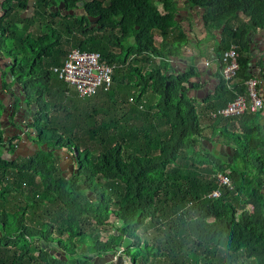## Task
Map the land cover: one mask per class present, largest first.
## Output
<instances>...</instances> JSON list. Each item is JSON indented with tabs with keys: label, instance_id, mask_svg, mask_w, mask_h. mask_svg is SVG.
<instances>
[{
	"label": "trees",
	"instance_id": "trees-1",
	"mask_svg": "<svg viewBox=\"0 0 264 264\" xmlns=\"http://www.w3.org/2000/svg\"><path fill=\"white\" fill-rule=\"evenodd\" d=\"M178 1L33 0L31 18L20 16L27 0L4 1L0 36L13 41L17 82L37 109L35 134L26 135L29 157L5 160L25 139L8 138L0 124V264H94L120 248L129 264H264L258 112L201 124L205 111L216 113L245 93L249 60L238 57L233 89L220 74L214 101L191 100L185 84L193 69L171 73L189 43ZM183 2L204 12L208 29L223 28L220 65L231 45L245 50L249 31H264V0ZM59 3L86 15L54 22L49 7ZM89 17H99L96 26ZM72 48L116 65L109 91L80 99L58 79L52 68ZM88 99H97L96 107ZM1 112L0 104V120ZM216 132L236 140L231 163L205 143ZM65 156L72 160L67 171ZM220 174L231 189L220 186ZM217 190L221 196L212 198Z\"/></svg>",
	"mask_w": 264,
	"mask_h": 264
},
{
	"label": "crops",
	"instance_id": "crops-1",
	"mask_svg": "<svg viewBox=\"0 0 264 264\" xmlns=\"http://www.w3.org/2000/svg\"><path fill=\"white\" fill-rule=\"evenodd\" d=\"M178 3L184 4V6L186 5L183 0H179ZM187 8L188 7L185 6V10L182 11L181 6L179 5V13L177 17L178 22L182 25V28L187 34L189 42L186 46L181 49V54L184 52L186 55H190L191 50L195 48L197 43L206 41V43L209 45V49L206 52L205 58H202L201 63H199V61L198 63L201 65L202 69L207 68L208 71H211L213 73V75H206V77H204V81H200L197 78H192L191 80H189V85L188 83L185 84L186 86L188 85V87L191 86V88L186 93L187 96L191 100H194L198 105H200L203 104V101L205 100L214 101L217 96V89L220 86L221 65L216 54V46L220 43V40L222 39L223 28L213 30L208 29V27H206L205 25V21L203 18L204 12L199 9H188L189 11H186ZM190 18L193 19V22L190 21ZM240 19L244 20L242 18H239L237 19L236 23H239ZM209 30H211V32ZM210 33H212V35H210ZM245 44V50L242 51L241 54H238V57L242 56L244 58H248L249 61L247 63V71L249 72V75L252 77V79H256L258 81L259 95L264 102V31H249L248 35L245 38ZM180 62L182 63V61H177L176 67L172 68V70L175 69L176 72L181 71L180 73H183L182 65ZM189 62L192 63L193 59H189ZM172 72L173 71H171V73ZM10 83L12 82L10 81ZM28 107V104L26 108L23 107V104L21 105V108L24 112L27 111ZM36 108L37 107L35 106V109ZM258 115V124L259 127H261V129L263 130V136L261 140L264 141V107L263 109L258 111ZM231 123L237 127L236 122ZM231 123L229 122L227 124ZM222 124H224V127H226V123ZM234 125L229 127L233 129ZM15 135L19 136V133ZM25 137L26 136H23V138ZM216 139L213 138L215 142L214 146L211 142L205 141V143L209 145V148L211 150L218 151L229 163H231L234 149L231 148L228 142L223 138L216 137Z\"/></svg>",
	"mask_w": 264,
	"mask_h": 264
},
{
	"label": "built area",
	"instance_id": "built-area-1",
	"mask_svg": "<svg viewBox=\"0 0 264 264\" xmlns=\"http://www.w3.org/2000/svg\"><path fill=\"white\" fill-rule=\"evenodd\" d=\"M115 69L116 65L102 61L100 53L72 48L66 53L61 65L53 67L52 71L68 88L73 89L80 99H85L95 97L99 91H109L113 85ZM238 71L237 46L231 45L229 50L223 53L221 65V75L229 89L234 88L231 82L236 78ZM244 85L245 93L237 95L226 107L212 113L213 118H239L263 109L264 102L259 95L258 81L251 78ZM218 180L220 186L232 188L226 175L220 174ZM220 196L221 192L218 190L211 194V197L216 199Z\"/></svg>",
	"mask_w": 264,
	"mask_h": 264
},
{
	"label": "flooded vegetation",
	"instance_id": "flooded-vegetation-1",
	"mask_svg": "<svg viewBox=\"0 0 264 264\" xmlns=\"http://www.w3.org/2000/svg\"><path fill=\"white\" fill-rule=\"evenodd\" d=\"M5 0H0V18L4 16L6 10L2 8ZM82 8V3L79 5V9ZM51 20L55 22L56 19H61L65 15L77 16L82 14L85 16V12L78 11V9H73L72 11H67L62 3L56 6L51 5L49 7ZM33 12V0H27L25 10L21 12L23 18H31ZM99 21V20H98ZM98 21L92 22L93 25H97ZM85 26V23H84ZM19 30H22L18 26ZM81 32H83L81 30ZM13 41L7 38V35L0 36V104L2 105L1 120L0 124L3 133L8 138L16 137L15 134L19 133V136L31 135L33 136L32 125L34 123V115L36 113L35 104L29 103L27 100V94L23 90L22 85L17 82L20 70L17 67L18 56L14 51ZM9 47V49L7 48ZM13 49V50H12ZM18 74V75H17ZM10 81L12 83H10ZM189 87L187 85L188 92ZM12 91V92H11ZM29 105L27 111H23L21 105L24 103ZM4 120V121H3ZM31 140L25 137V142L21 147L15 150V153L19 157H29L33 153L34 147ZM10 152V151H9ZM12 153V151H11ZM6 155V153H5ZM7 156V155H6ZM18 158V156H17ZM70 157L65 156L64 164L71 163ZM52 253L59 256L62 252L57 244L52 246ZM121 257V259H120ZM98 264H129L130 258L126 257L125 254L120 253L119 255L106 254L101 256H96L95 260Z\"/></svg>",
	"mask_w": 264,
	"mask_h": 264
},
{
	"label": "water",
	"instance_id": "water-1",
	"mask_svg": "<svg viewBox=\"0 0 264 264\" xmlns=\"http://www.w3.org/2000/svg\"><path fill=\"white\" fill-rule=\"evenodd\" d=\"M84 6V3H82V7ZM89 20L92 22L94 21H98L99 17H89ZM209 49V45L206 43V41L197 43L195 48L191 50V54L190 55H186L184 52L181 54V57H178L177 59H175V61L172 62V67L175 68L176 67V63L177 61H182L181 65H182V72L186 73L187 71H190L191 69H193L194 75L192 78H197L200 81H204V77H206V75H213V73L211 71H208L207 68L202 69L201 65L199 63H201V59L205 58L206 52ZM189 59H193V62H189ZM199 61V63H198ZM191 65V66H190ZM176 71H173L172 73H175ZM190 78V80L192 79ZM189 85V82H188ZM191 88V86H189V89ZM23 107L26 108L27 107V103L23 104ZM208 142V141H206ZM35 149H39V147L37 145H35ZM74 155H76L75 153V149H73ZM17 154L14 152L12 155L6 156L5 160L8 161H14L17 158ZM122 247L124 248L125 246L122 245ZM119 253L121 252V248L118 249ZM121 259V257H120ZM94 264H98L96 261H94Z\"/></svg>",
	"mask_w": 264,
	"mask_h": 264
},
{
	"label": "rangeland",
	"instance_id": "rangeland-1",
	"mask_svg": "<svg viewBox=\"0 0 264 264\" xmlns=\"http://www.w3.org/2000/svg\"><path fill=\"white\" fill-rule=\"evenodd\" d=\"M156 3L157 2H159V0H154ZM180 6H181V10L182 11H184L185 9H184V7L186 6H184V4H179ZM188 9H190V7H188L187 9H186V11H189ZM191 10V9H190ZM21 16V15H20ZM190 21H192L193 22V19L192 18H190ZM174 28H177V29H180L179 28V26H177V25H174L173 26ZM209 29H211V30H213L212 29V27H210ZM211 30H209L210 32H211ZM213 33V32H212ZM212 33H210V35H212ZM213 37V36H212ZM210 39V38H209ZM155 41H156V44L158 45V43L161 41V38H160V35L158 34V33H156V36H155ZM8 49H9V47H7ZM193 64H194V61H193ZM97 102V99H88V100H86L85 102H87V104L91 107V108H94V107H96L95 106V102ZM201 105V104H200ZM212 120H214V118H213V116H212V113L210 112V111H205V113H203L202 114V116H201V124L203 125V126H207V125H209L211 122H212ZM4 121V120H3ZM228 132H231V133H233V131L230 129V127H228ZM219 134H217V132H216V134L214 135V136H217V137H219L218 136ZM25 139V138H24ZM223 139L224 140H226L228 143H229V146L231 147V148H233V147H236V149H237V144L236 143H234V141H236V140H234L231 136H227V138L224 136L223 137ZM217 140V139H216ZM25 141V140H24ZM212 145L214 146L215 145V142H214V140H213V143H212ZM233 145V146H232ZM62 152V151H61ZM60 152V153H61ZM62 155H64V153L62 154ZM221 156V155H220ZM224 160H225V158L223 157V156H221ZM70 166H71V163H68V164H66V165H64V166H62V169H63V171H67V170H69L70 169ZM111 221H113V219H110V222ZM104 233V232H103ZM116 255H119V254H116Z\"/></svg>",
	"mask_w": 264,
	"mask_h": 264
},
{
	"label": "clouds",
	"instance_id": "clouds-1",
	"mask_svg": "<svg viewBox=\"0 0 264 264\" xmlns=\"http://www.w3.org/2000/svg\"><path fill=\"white\" fill-rule=\"evenodd\" d=\"M187 87V86H186ZM120 254V253H119Z\"/></svg>",
	"mask_w": 264,
	"mask_h": 264
}]
</instances>
